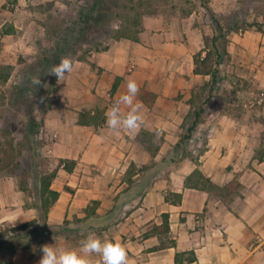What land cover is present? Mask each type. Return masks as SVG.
<instances>
[{
  "label": "crops",
  "instance_id": "1",
  "mask_svg": "<svg viewBox=\"0 0 264 264\" xmlns=\"http://www.w3.org/2000/svg\"><path fill=\"white\" fill-rule=\"evenodd\" d=\"M45 1L0 0V107L38 52ZM259 5L152 0L133 34L72 60L40 116L42 173H55L58 193L50 234L31 241L32 251L1 240L0 264H37L44 244L78 251L89 233L121 243L128 264H264V30L227 34L224 61L195 71V58L213 49L208 10L221 24L231 14L225 22L260 23ZM214 69L219 83L206 73ZM129 79L143 123L112 131L105 113ZM37 186L29 179L23 190L0 171V230L36 218Z\"/></svg>",
  "mask_w": 264,
  "mask_h": 264
},
{
  "label": "rangeland",
  "instance_id": "2",
  "mask_svg": "<svg viewBox=\"0 0 264 264\" xmlns=\"http://www.w3.org/2000/svg\"><path fill=\"white\" fill-rule=\"evenodd\" d=\"M107 1L112 11L110 10L111 13H107L111 18L109 25L104 29L100 28L101 23L100 25L96 23L88 24L90 21L96 22L101 15V12L90 11L91 0H47L41 5L39 11L42 20L38 21L42 24L44 19V24H42L40 30L44 31L45 35L42 36L43 38L40 41L37 38V54L24 66L26 67L24 71L18 73L16 84L12 88H8L7 96L4 97L9 99L8 105L0 107L1 169L15 174L28 164H33L37 173H42L43 167L47 165V158L41 156L38 152L41 141L35 139V134L29 137L25 136V133L30 120L40 123L42 111L53 98L55 76L49 75L50 71H47L46 76L42 77V66L39 67L38 65H40L41 62L39 61L44 55V58L47 57V62L57 61V64L64 57L63 54L59 55L55 49V47L59 48L56 43L62 37V33L69 34L66 39L74 41L71 50H76V54L73 56L69 53L68 58L70 60H74L76 57L81 58L87 51L103 49L116 32L123 31L129 35L133 34L139 25V18L148 11L149 3L152 0ZM202 1L207 2V0ZM253 1L264 0H246L250 3ZM249 6H252V4H249ZM242 8L243 13L247 14V8ZM252 10L258 13L263 12L264 8L259 5L252 7ZM231 16L232 14L223 17V22L228 23L229 21H225L230 20ZM83 23L86 24L85 30H79ZM263 23L264 21L259 24ZM237 24H240V22H237ZM69 27H71L70 30ZM34 77L41 79V85L37 86L32 83ZM1 136H4V138L2 139ZM33 156L35 157L34 160H32ZM27 173L32 174L31 170H27Z\"/></svg>",
  "mask_w": 264,
  "mask_h": 264
},
{
  "label": "trees",
  "instance_id": "3",
  "mask_svg": "<svg viewBox=\"0 0 264 264\" xmlns=\"http://www.w3.org/2000/svg\"><path fill=\"white\" fill-rule=\"evenodd\" d=\"M90 11H94V12H101L100 18L98 20H96V22L90 21L88 24L92 25L94 23L100 25L101 29L106 28L109 25L110 22V18L107 13H111L112 9L111 6L108 5V1L107 0H91L90 3ZM111 10V11H110ZM208 17L210 19V22L213 26V31L215 32V36L211 39V49L210 51L206 52L204 58L199 59V58H195V65H196V69L195 71L198 72L201 70V66L199 63L201 64H210V63H216L217 65H219L220 63H222L224 61V58L226 56L225 53V37L227 34L231 33V32H235V31H242L244 29H249V28H255L256 30L259 31H263L264 30V23L263 24H259L256 22L253 23H241V24H237V22H233V23H224L221 24L220 21L214 17V15L208 10ZM86 24L83 23L81 24V27L79 30H85ZM69 30L71 29V27L68 28ZM72 32V31H71ZM69 32V33H71ZM64 35V36H63ZM69 34L67 33H62V37L60 39H58L59 41H57V47H55V49L57 50L59 55H64V57L66 56L68 58V54L71 53L73 56L76 54V50H71V45L74 44V41H69L66 39V36L68 37ZM127 34L124 33L123 31H119L116 32L115 34L112 35L113 38L118 39V38H123L126 37ZM59 50V51H58ZM88 52V51H87ZM87 52H85L84 54H86ZM43 55V54H42ZM44 56L41 57V62L40 65H38L39 67L42 66L41 69V76L45 77L46 76V72L50 71L51 67L53 65L57 64L56 62L50 63L47 62V57L44 58ZM72 59V58H71ZM75 59H80V57H76ZM74 59V60H75ZM201 60V61H200ZM30 69V68H29ZM32 69V67H31ZM206 73H210L212 74V79L213 82L216 81V83H219L220 80L222 79L219 72L216 71L214 69V71H209L206 70ZM40 123H35V121L30 120L27 124L26 127V133L25 136H32L34 133V131L37 128H40ZM1 138L3 139L4 136ZM35 157H32V160H34ZM20 164V163H18ZM28 164V163H27ZM72 166V163H69ZM20 167V165H19ZM65 169L67 171H70L71 168L68 167V162H65ZM3 169L0 168V171H2ZM26 170V171H25ZM27 170H31V173H27ZM13 175H16L17 177L20 178V188L23 190H26V187L28 185V180L30 179V181L36 180L38 183V189H37V202L35 203V209H36V218L30 222L21 224V225H17L13 228H9V229H4V230H0V236L2 235H6L7 238H9L11 241H13V246L16 247H20V248H24V249H29L30 251H32L33 249L30 246V242L35 240L37 237H43L46 238L49 236L50 234V230L46 225V221H47V213L50 209V207L52 206V204L57 200L58 198V193L54 192L52 190H50V183L52 181V179L55 176L54 172L51 173H37L36 171V167L32 164V165H27L25 168H23L22 170H20V172L15 173ZM68 221H64V225H67Z\"/></svg>",
  "mask_w": 264,
  "mask_h": 264
},
{
  "label": "clouds",
  "instance_id": "4",
  "mask_svg": "<svg viewBox=\"0 0 264 264\" xmlns=\"http://www.w3.org/2000/svg\"><path fill=\"white\" fill-rule=\"evenodd\" d=\"M73 70L72 60L62 57L58 64L51 67L49 75H54L57 80H63ZM32 83L39 86L41 79L34 77ZM126 85V94L120 96L105 113L106 125L112 131L135 132L143 123L140 113L141 105L136 101L139 86L132 79H129ZM121 105L127 107L126 114L121 113ZM40 250L42 256L37 264H93L91 257L94 255L100 258L99 264H128L127 251L121 243L101 240L94 233H89L85 239L80 241L78 251L59 248L55 244H44Z\"/></svg>",
  "mask_w": 264,
  "mask_h": 264
},
{
  "label": "built area",
  "instance_id": "5",
  "mask_svg": "<svg viewBox=\"0 0 264 264\" xmlns=\"http://www.w3.org/2000/svg\"><path fill=\"white\" fill-rule=\"evenodd\" d=\"M133 68H134V64L131 63V64L128 66V71L131 72V71L133 70ZM219 90H220V89H219ZM42 138H43V129H42V128H39V129L37 130V132L35 133V139L41 141ZM6 238H7L6 235H2V236H0V241H1V240H4V239H6ZM256 241H257V240H256ZM256 241H254L253 244H255Z\"/></svg>",
  "mask_w": 264,
  "mask_h": 264
}]
</instances>
